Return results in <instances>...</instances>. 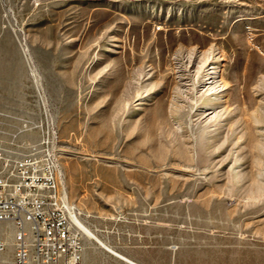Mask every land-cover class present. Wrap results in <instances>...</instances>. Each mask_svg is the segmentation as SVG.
<instances>
[{
  "label": "rangeland",
  "instance_id": "rangeland-1",
  "mask_svg": "<svg viewBox=\"0 0 264 264\" xmlns=\"http://www.w3.org/2000/svg\"><path fill=\"white\" fill-rule=\"evenodd\" d=\"M24 122L114 250L264 264V0H0V142ZM86 236L82 264H130Z\"/></svg>",
  "mask_w": 264,
  "mask_h": 264
},
{
  "label": "built area",
  "instance_id": "built-area-1",
  "mask_svg": "<svg viewBox=\"0 0 264 264\" xmlns=\"http://www.w3.org/2000/svg\"><path fill=\"white\" fill-rule=\"evenodd\" d=\"M36 127L24 122L0 142V264H82L80 211L68 197L57 131L48 123L37 141L21 138Z\"/></svg>",
  "mask_w": 264,
  "mask_h": 264
},
{
  "label": "bare ground",
  "instance_id": "bare-ground-1",
  "mask_svg": "<svg viewBox=\"0 0 264 264\" xmlns=\"http://www.w3.org/2000/svg\"><path fill=\"white\" fill-rule=\"evenodd\" d=\"M217 66V65H216ZM218 70L214 69V67H210L209 71L205 73L206 78H205V84L207 85V97L208 101H211V99H216V95L219 91H221V87H223V77L222 75L217 72ZM207 101V102H208ZM212 102V101H211ZM210 103V102H209ZM207 107V106H206ZM214 113V112H213ZM216 114V113H215ZM211 115V114H210ZM207 116V115H206ZM213 116V115H212ZM211 117V116H210ZM77 223L82 229L83 234L87 235L90 238H95L97 239L100 243L102 241L98 238L96 234H94L90 229H88L87 226H85L81 221L79 217H76ZM103 244V243H102ZM110 251H113L109 246H106ZM132 264H136L134 262H131Z\"/></svg>",
  "mask_w": 264,
  "mask_h": 264
},
{
  "label": "crops",
  "instance_id": "crops-1",
  "mask_svg": "<svg viewBox=\"0 0 264 264\" xmlns=\"http://www.w3.org/2000/svg\"><path fill=\"white\" fill-rule=\"evenodd\" d=\"M10 225L9 224H4L3 226H2V228L4 229V228H6V229H10ZM86 237H88V236H86ZM6 238L7 239H9L10 238V236L8 235V236H6ZM88 238H90V237H88ZM99 238V237H98ZM91 239H93L94 241H95V243L98 245V246H100L101 248H103L104 250H106L107 252H109V253H111L112 255H114L115 257H117V258H119L120 260H122V261H124V262H126V263H130V264H132L131 262H134V263H136V264H140V263H137V262H135V261H133L132 259H130V258H128V257H126L125 255H123L122 253H120V252H118V251H116V250H114L113 248H111L110 246V248L113 250V251H110L106 246H108L107 244H105L100 238V240L102 241V243H100L97 239H95V238H91ZM10 253H9V251L7 252V255H9Z\"/></svg>",
  "mask_w": 264,
  "mask_h": 264
}]
</instances>
